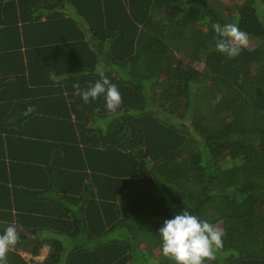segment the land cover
<instances>
[{
    "label": "trees",
    "instance_id": "obj_1",
    "mask_svg": "<svg viewBox=\"0 0 264 264\" xmlns=\"http://www.w3.org/2000/svg\"><path fill=\"white\" fill-rule=\"evenodd\" d=\"M215 22L237 25L256 44L234 59L209 51ZM100 72L122 95L115 112L103 95L85 103L74 94L75 83L86 89ZM22 79L29 102L14 93L9 101ZM54 104L63 116H50ZM19 108L30 110L24 130L70 125L55 136L30 130V142L83 143L92 153V245L64 261L66 248L54 246L37 262L16 244L7 264H174L158 230L185 209L225 233L206 264H264V0H0V113ZM50 215L27 222L40 227ZM18 219L0 220V234L15 225L38 254Z\"/></svg>",
    "mask_w": 264,
    "mask_h": 264
},
{
    "label": "crops",
    "instance_id": "obj_2",
    "mask_svg": "<svg viewBox=\"0 0 264 264\" xmlns=\"http://www.w3.org/2000/svg\"><path fill=\"white\" fill-rule=\"evenodd\" d=\"M4 61L10 63L9 57ZM27 68L28 66L25 67V71L22 63L20 64L23 75L24 72L28 73ZM23 81L22 79L14 90L9 86L6 97L9 101L13 99L12 93H14L19 95L14 101L17 100L21 104L29 102L26 95L27 81ZM9 85H13L12 80ZM49 113L51 117L63 116L62 109H58L55 104ZM29 114L28 108L0 113V220L12 222L19 220V217L24 219L22 226L15 223L19 226L20 235L30 234L32 239L28 244L39 251L35 254L33 250L27 249L28 245L25 244L27 242L23 243L21 238L17 244L25 248L21 249V252L28 260L45 262L52 254L54 246H64L66 248L62 257L64 261L71 257V253L76 248H87L92 245L87 238L91 232L93 156L85 149L83 143L80 145L75 143L71 148L61 147L62 144L53 139L30 142V130L45 137L60 135L71 129L70 125L66 126L60 122L44 121V124H34L38 126L33 129L24 130V122L27 123ZM68 116L75 118L76 113L71 110ZM61 148L69 151L62 155ZM101 150L100 148L98 164H100ZM64 160L67 166L64 170H60V162ZM60 178L63 179L64 185L60 184ZM34 185L39 187L40 191L37 194H32L30 191V186ZM77 191L79 192L76 193ZM49 212L51 215L46 218L48 223L40 226L42 232L40 231L38 238H35L34 233L31 232L40 227H30L27 219L30 216ZM62 219L63 223H61ZM95 241L92 240L96 243ZM98 242L101 240L99 239ZM141 246L145 251L146 245L143 243ZM144 251L139 249L138 256H146V253L148 255L147 250L145 253Z\"/></svg>",
    "mask_w": 264,
    "mask_h": 264
},
{
    "label": "clouds",
    "instance_id": "obj_3",
    "mask_svg": "<svg viewBox=\"0 0 264 264\" xmlns=\"http://www.w3.org/2000/svg\"><path fill=\"white\" fill-rule=\"evenodd\" d=\"M212 29L217 38L214 48L209 51H218L229 59H234L248 46L247 34L235 24L221 25L215 22ZM99 75L101 79L86 89H81L80 84L75 83L74 94L80 96L85 103L103 95L107 111L115 112L123 102L122 95L117 85L111 83L103 72ZM158 231L162 241V254L174 264H206V261L215 260L216 250L222 248L225 235L221 227L186 209L173 218L164 220ZM18 241L19 233L15 225L7 226L0 234V264H7V254Z\"/></svg>",
    "mask_w": 264,
    "mask_h": 264
},
{
    "label": "rangeland",
    "instance_id": "obj_4",
    "mask_svg": "<svg viewBox=\"0 0 264 264\" xmlns=\"http://www.w3.org/2000/svg\"><path fill=\"white\" fill-rule=\"evenodd\" d=\"M256 44V42H254L252 39L248 38V46H254ZM199 67H203L202 64L199 65Z\"/></svg>",
    "mask_w": 264,
    "mask_h": 264
}]
</instances>
